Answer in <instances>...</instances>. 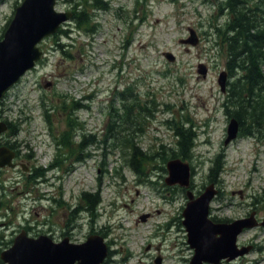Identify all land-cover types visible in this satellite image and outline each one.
<instances>
[{
	"label": "rangeland",
	"instance_id": "rangeland-1",
	"mask_svg": "<svg viewBox=\"0 0 264 264\" xmlns=\"http://www.w3.org/2000/svg\"><path fill=\"white\" fill-rule=\"evenodd\" d=\"M22 1L0 0V37ZM75 1L59 0L56 9L72 10ZM103 1L108 3L107 9L90 7V30L76 28L71 19L63 25L71 29V37L53 35L42 41L43 58L0 102V118L19 125L11 140L20 142L21 151L32 153L43 168L59 152L55 138L68 131L65 112L56 107L49 123L44 102L55 105L61 96L64 111L70 110L69 103H87V108L73 113L80 123L72 128L77 133L73 140L76 144L81 134H95L98 143L75 155L62 148L58 177L50 180L54 186L40 184L25 193L22 183L4 182L5 197L14 209L0 214V224L7 223L0 231L10 233L12 227L27 221L37 230L44 228L41 223L46 219L50 221L47 233H53L55 241L68 236L72 242H83L90 234V214L77 212V206L83 201V192H88L100 196L93 226L95 232L104 233L101 228H107L103 235L112 254L105 264H157L158 257H162L161 264H191L194 249L182 222L185 188L166 183L167 162L160 157L145 165L143 175L136 173L121 148L112 146L116 140L107 135L111 110L122 107L124 94H137L153 106L152 116L143 124L144 133L136 135L141 151L153 154L161 145L175 146L168 121H189L197 137L189 161L192 190L199 194L211 183L218 190L210 217L232 221L255 212L263 222L264 139L239 136L224 144L230 117L223 107L226 93L221 91L218 77L228 71L227 54L215 29L227 16L221 0ZM190 28L196 31L197 43L182 42L190 36ZM166 52L176 59L168 60ZM200 63L208 68L206 76L198 72ZM89 95L92 99L85 100ZM7 134L0 135V142L9 138ZM77 155L85 161H77ZM217 155H224L226 165L217 182H212L209 170ZM47 175L51 177V173ZM52 197L57 200L54 204ZM238 245L252 248L221 264H264V226L245 230Z\"/></svg>",
	"mask_w": 264,
	"mask_h": 264
},
{
	"label": "water",
	"instance_id": "water-1",
	"mask_svg": "<svg viewBox=\"0 0 264 264\" xmlns=\"http://www.w3.org/2000/svg\"><path fill=\"white\" fill-rule=\"evenodd\" d=\"M58 0H23L17 6L13 19L8 24L0 40V101L26 75L35 68L43 50L40 43L55 34L63 23L68 22L73 13L56 9ZM183 43H197L196 31L191 28L190 36ZM168 60L176 57L166 52ZM198 72L206 76L208 68L199 64ZM228 71L223 70L218 77L221 91H227ZM8 129L7 122L0 119V134ZM240 132V122L236 117L230 119L227 127L226 145L236 139ZM15 152L8 146L0 147V167L13 165ZM166 183L179 184L189 188L191 185V166L181 158L167 162ZM218 194L214 183L205 187L198 195L189 189L188 202L183 210V224L188 233V242L194 249L191 264H220L232 261L250 251L252 246L239 247V235L256 226L255 212L250 217L231 222L214 221L210 218L212 200ZM146 216H142L145 219ZM109 255L105 238L98 233L91 234L81 243L72 242L69 237L54 241L49 235L38 238L29 237L25 231L15 239L13 246L2 253L5 264H103ZM162 258L156 259L161 264Z\"/></svg>",
	"mask_w": 264,
	"mask_h": 264
},
{
	"label": "trees",
	"instance_id": "trees-1",
	"mask_svg": "<svg viewBox=\"0 0 264 264\" xmlns=\"http://www.w3.org/2000/svg\"><path fill=\"white\" fill-rule=\"evenodd\" d=\"M221 9L226 13V20L221 26L215 29L216 34L223 43V48L226 50L228 69L232 80L228 83V90L224 97L223 107L229 116H235L241 126V136H256L259 139H264V0H221ZM91 10L107 9L108 3L103 0H78L74 2L72 7L73 19L76 23V28H85L90 30L91 20L93 15ZM58 37H71V29L63 28L54 35ZM2 36L0 37V39ZM62 48L64 45L58 43ZM68 46V45H67ZM123 95L122 107L112 109V121L108 129V138H114L116 143L112 146L119 147L126 155L127 164L139 175L145 173V165L152 160L160 157L164 162H168L171 158H181L185 161H190L194 156V150L197 146L196 132L193 125L189 121L180 120L179 122L168 121L173 129L176 144L168 147L161 145V149L153 154L146 151H141L137 145L136 137L140 133H144L143 124L148 116H152V105L150 102H142L138 95ZM54 105L53 102L46 104L44 102L45 115L47 120L52 122L53 112L56 107L61 109L66 114V124L68 131L64 130L60 137L56 138L58 150L56 160L61 163L64 159L62 148H69L70 153H77L84 148L87 135L83 133L85 139L82 143L81 139L78 143H74V137L77 133L73 132V127L78 128L79 122L74 120L73 113L79 108L88 107L83 105L81 101L69 103L70 110L64 111L66 106L60 103L59 100ZM2 103V102H1ZM76 119V118H75ZM9 129L12 130V135L8 132L4 143L13 144L17 141H12V137H16L19 131V125L13 121L5 119ZM11 135V136H10ZM89 135V134H88ZM137 135V136H136ZM95 134H91L89 142L92 144L98 143ZM11 137V138H10ZM1 143V142H0ZM18 143V142H17ZM77 161H81L82 157L77 155ZM226 162L224 155H217L213 160V165L209 170V180L217 182V178L225 170ZM166 169V168H165ZM193 169V168H192ZM264 199V190L262 194ZM89 200V198H88ZM87 204V199H85ZM91 201L92 207L99 202V197L94 194ZM214 220L229 221L222 218Z\"/></svg>",
	"mask_w": 264,
	"mask_h": 264
},
{
	"label": "flooded vegetation",
	"instance_id": "flooded-vegetation-1",
	"mask_svg": "<svg viewBox=\"0 0 264 264\" xmlns=\"http://www.w3.org/2000/svg\"><path fill=\"white\" fill-rule=\"evenodd\" d=\"M93 95H89L85 98L86 99H92ZM83 105H87V103H82ZM88 106V105H87ZM8 132L11 134L12 130H8ZM12 135V134H11ZM10 135V136H11ZM87 135V139L85 141V143L83 144L84 147L91 145L92 142H89L91 134H86ZM56 139V138H55ZM81 141L82 143L84 142V138L83 136H81ZM80 141V142H81ZM104 142H106V140H103ZM57 142V141H56ZM1 146H8L12 151L15 152V157L12 160L13 165H7L4 167H0V190L2 191L0 193V214L3 213L5 214V210L7 208H11L14 209L12 207V201L7 200L5 195V190H6V185L4 182H8L11 181L14 184H18L20 185L18 182L22 183V188H24L25 190L22 192L25 193H29L31 192V188L35 187L37 185L40 184H51L52 186H54V183H51V179L53 177L57 178L58 176H56V170L61 166L60 165V161L56 160V157L54 158V160L49 164L48 168H43L41 166H39V164L35 161V157H33L32 153H28V154H24L21 151V148L23 145L20 142H14L13 144H6V143H0V147ZM81 161H85L81 160ZM51 173V177L49 178L47 174ZM184 191L186 192V189H184ZM83 197L82 198V203H79L77 206V212H85V213H89L90 214V221L91 222V229H90V234L94 233V226L93 223L96 221V219L94 218L93 215H95L94 213V208L91 205V201L93 199L94 194L92 193H88V192H83L82 194ZM99 199L100 196L98 195ZM44 198H46V196H44ZM89 198V200H88ZM85 199H87V208L86 207V202ZM57 200L55 197H52L51 199V204L56 203ZM19 206V205H18ZM53 208V207H51ZM3 210V212H1ZM52 211H54L55 209H51ZM76 210V209H75ZM76 212V211H75ZM97 215V214H96ZM82 218V217H81ZM49 220H43L42 221V225L44 226V228L41 227H37V230H35L34 225L32 226L28 221L25 224H21L19 226L16 227H12L11 228V232L7 233L6 231H0V264H5L3 258H2V253L11 248L15 242L16 237L23 231L26 232V234L29 237L32 238H38L41 235H49L51 238H54V234L53 233H47V229L45 228L47 224H49ZM183 222V220H182ZM7 225V223H1L0 224V229L2 226ZM50 231L53 230V227L49 228ZM106 229L104 227L101 228L102 231H104V233L99 232L100 234H105ZM4 232V233H2ZM109 246H110V242H108ZM112 254V250L110 247V255Z\"/></svg>",
	"mask_w": 264,
	"mask_h": 264
}]
</instances>
